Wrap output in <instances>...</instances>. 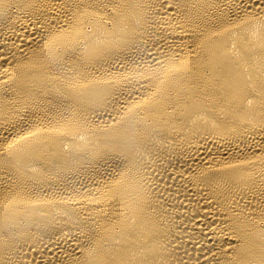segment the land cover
I'll use <instances>...</instances> for the list:
<instances>
[{
	"label": "bare ground",
	"instance_id": "1",
	"mask_svg": "<svg viewBox=\"0 0 264 264\" xmlns=\"http://www.w3.org/2000/svg\"><path fill=\"white\" fill-rule=\"evenodd\" d=\"M0 264H264V0H0Z\"/></svg>",
	"mask_w": 264,
	"mask_h": 264
}]
</instances>
